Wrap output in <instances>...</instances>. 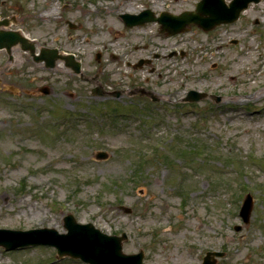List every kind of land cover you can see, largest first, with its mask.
<instances>
[{
    "label": "rangeland",
    "instance_id": "rangeland-1",
    "mask_svg": "<svg viewBox=\"0 0 264 264\" xmlns=\"http://www.w3.org/2000/svg\"><path fill=\"white\" fill-rule=\"evenodd\" d=\"M195 1L0 0V16L16 17L13 27L39 48L73 54L88 77L64 61L48 68L17 56L25 90L0 89L1 229L66 233L73 214L126 233L123 251L143 250V264H202L209 251L225 253L217 264H264V95L252 99L264 87V0L234 24L176 36L156 22L127 28L120 17L179 14ZM141 59L151 63L135 68ZM192 89L212 97L184 104ZM99 151L108 158L96 159ZM0 264L87 263L30 246L0 247Z\"/></svg>",
    "mask_w": 264,
    "mask_h": 264
},
{
    "label": "water",
    "instance_id": "water-1",
    "mask_svg": "<svg viewBox=\"0 0 264 264\" xmlns=\"http://www.w3.org/2000/svg\"><path fill=\"white\" fill-rule=\"evenodd\" d=\"M260 0H233L227 4L225 0H201L195 11H186L180 15L163 12L160 16L150 10H145L138 15L123 14L121 18L128 27L144 25L148 22L161 24V32L167 35H175L189 31L190 25L196 24L205 31L214 29L221 24L236 22L243 10L249 4L258 3ZM10 20L0 21V26H9ZM74 27L73 25H71ZM20 46L24 51H29L37 63L45 61L46 67L53 68L58 60H65L68 67L74 72H81V64L74 60L73 55L63 56L56 49H42L41 54L35 53V41L29 39L21 31H0V49H10ZM142 62H140L141 65ZM44 94H49L48 88H42ZM94 94L104 95L99 89ZM118 96V95H117ZM204 95L190 91L186 101H197ZM97 159H107V152H98ZM253 208V198L248 194L244 200L240 215L245 223L249 222ZM126 213L131 209L124 208ZM64 226L67 233L60 234L53 228H41L27 231L0 229V246L6 250H15L35 245L53 246L57 249L59 258L71 257L81 259L88 264H143L144 252L138 254H126L123 251V242L127 235H108L95 228L93 224H80L72 214L64 218ZM237 230L241 227L237 226ZM222 252H208L203 264H216V257H222Z\"/></svg>",
    "mask_w": 264,
    "mask_h": 264
},
{
    "label": "flooded vegetation",
    "instance_id": "flooded-vegetation-1",
    "mask_svg": "<svg viewBox=\"0 0 264 264\" xmlns=\"http://www.w3.org/2000/svg\"><path fill=\"white\" fill-rule=\"evenodd\" d=\"M0 18H9V16H0ZM13 21L16 22L17 24V19L16 17H12ZM16 24H13L11 26L8 27H0L1 31H16L19 30L20 28L18 27H13L14 25L16 26ZM36 49L37 51L40 49L39 46L36 44ZM25 53V51L22 50V48L20 46H14L10 49L4 48V49H0V57H1V61H0V79H1V85L6 87V90H9V88H12L14 90L19 89V90H25V87L22 86V79L20 77V70L19 68H14V64L16 62V58L18 55ZM143 60H147V59H143ZM149 63V60H147ZM151 63V62H150ZM11 65V66H10ZM12 69L14 70V72H12ZM151 91V92H149ZM149 92V93H148ZM153 90L151 89H147L144 87H141L139 89V93L141 94H145L146 97H148L146 94L152 95V97H158L159 95L157 94H152ZM156 95V96H155Z\"/></svg>",
    "mask_w": 264,
    "mask_h": 264
},
{
    "label": "bare ground",
    "instance_id": "bare-ground-1",
    "mask_svg": "<svg viewBox=\"0 0 264 264\" xmlns=\"http://www.w3.org/2000/svg\"><path fill=\"white\" fill-rule=\"evenodd\" d=\"M65 54H67V52L64 51ZM264 95V87L261 88L260 90H258L257 92H255L253 95H252V99H259L261 98V96ZM36 216L39 215L38 213L35 214Z\"/></svg>",
    "mask_w": 264,
    "mask_h": 264
}]
</instances>
